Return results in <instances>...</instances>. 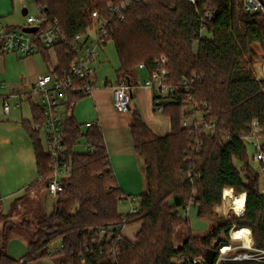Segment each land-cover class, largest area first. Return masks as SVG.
Listing matches in <instances>:
<instances>
[{"label":"trees","instance_id":"1","mask_svg":"<svg viewBox=\"0 0 264 264\" xmlns=\"http://www.w3.org/2000/svg\"><path fill=\"white\" fill-rule=\"evenodd\" d=\"M111 0H35L44 10V26L58 21L68 39L84 33L92 25V13L106 16ZM244 0H199L192 6L185 0H144L126 13L124 21L112 19L108 41L115 44L121 76H130L140 64L152 72L160 56L168 58L170 82L177 87L174 101L165 105L172 131L159 137L148 128L143 115L132 111L130 126L137 154L145 160L148 191L140 196V213L130 220L142 221L143 230L137 243L124 239L110 245L98 242L97 230L115 227L125 215L119 212L124 195L107 155L102 130L91 127L86 133L74 118L64 123L65 145L72 160V172L66 187L50 214L37 218L36 231L25 221L5 220L0 250V264H33L51 258L57 264H195L208 251L230 243L234 226L248 227L256 239V249L264 251V193L259 171L253 167L248 145L241 135L254 120L264 125V83L256 80L254 63L264 57V20L260 15L243 11ZM208 12L212 18L206 19ZM206 30L211 38H204ZM59 60L55 72L70 63L67 46L58 45ZM49 51L48 49H44ZM55 69V68H54ZM203 78L191 91L184 80ZM188 94L201 108L207 105L208 120L218 127L216 133L203 134L204 146L198 156L190 151L187 129L182 127ZM79 97H71L73 105ZM33 104V103H32ZM35 122L42 127L44 118L33 104ZM37 161L40 179L46 185L49 158L39 140L40 133L25 121ZM85 139L90 151L74 149ZM264 150V131L262 134ZM236 162L241 165L237 167ZM231 188L236 195L245 194L243 217L230 222L219 218L214 210L223 203V193ZM22 199L15 200L11 216L20 214ZM189 202L198 208V217L207 229L194 230L188 217L177 213ZM221 216H229L220 207ZM0 219L8 218L1 214ZM188 229L187 239L177 246L178 228ZM23 230L29 236L28 253L21 260L6 254L10 230ZM61 246L55 250L56 244ZM53 249L55 251H53ZM117 250L114 256L112 250ZM183 257V261L175 260Z\"/></svg>","mask_w":264,"mask_h":264},{"label":"built area","instance_id":"2","mask_svg":"<svg viewBox=\"0 0 264 264\" xmlns=\"http://www.w3.org/2000/svg\"><path fill=\"white\" fill-rule=\"evenodd\" d=\"M144 0H111L107 8L106 16L98 11L92 13V25L84 33H79L72 39H68L62 31L58 21L44 26L47 22L44 10L37 6L38 13L31 15L30 11L24 17L26 23L22 27L6 26L0 20V54H14L20 57L34 55L40 48L55 49L58 45L67 46V56L70 63L66 69L59 72L53 71L51 74H45L29 86L28 91H18L10 95L0 96L3 112L6 117H10L12 108H20L25 100L32 98L34 103L40 108L44 118L43 147L49 158V179L47 181V190L52 197H58L64 192L66 181L70 178L72 172V160L68 155V147L65 145L64 123L66 117L63 106L68 104L71 97L82 98L92 96L95 88L96 64L99 61L102 49L107 45L112 19L122 22L126 18V13L131 10L136 3ZM192 6H196L199 0H185ZM243 11L248 15H260L264 20V0H244ZM213 13L208 12L206 19H211ZM24 28H37L36 32L27 33ZM206 30L202 31L205 33ZM58 67V65L56 66ZM55 67L54 70L57 68ZM140 69H145L144 64L139 65ZM255 78L264 83V57L255 65ZM203 78L195 76L191 81L184 80L183 85L186 91H191L196 83L202 82ZM144 86L152 91V100L157 114L164 115L165 105L174 101L177 94V87L170 82V71L168 70V58L160 56L155 61V66L150 73L149 78L143 83ZM113 87V107L117 113L125 114L130 112L133 104L134 86L128 77L122 78ZM16 99L12 105L11 99ZM188 105L184 108L186 114L182 127L187 129L188 138L191 141L190 151L192 155L198 156L204 146L203 134L216 133L218 127L214 121H209L208 116L211 112L205 104L201 108L198 103H194L191 95L188 94ZM97 125H99L97 123ZM96 125V126H97ZM248 131L241 135L242 140L253 149V161L261 166V174L264 176V150L262 134L264 125L254 120L248 124ZM93 126L89 124V127ZM93 152V150H89ZM233 190V189H232ZM234 191V190H233ZM235 193V192H234ZM124 203L130 204L129 214L125 215L122 223L115 227H101L97 231L98 242H109L115 245L126 239L124 229L128 225L131 216L140 213V205L135 198L123 197ZM236 227V226H235ZM252 233V232H251ZM241 242V241H240ZM242 245L236 249L246 250L245 253L237 255L234 258H227V254L232 250V244H222L219 247V258L217 264L235 261L238 264H250L251 259L258 260L255 255L247 253L249 250L256 254H264L263 250L254 247H244ZM228 247L229 250H225ZM112 254L117 255V250H112ZM183 261V257L179 258ZM205 258L195 259V264H206Z\"/></svg>","mask_w":264,"mask_h":264},{"label":"crops","instance_id":"3","mask_svg":"<svg viewBox=\"0 0 264 264\" xmlns=\"http://www.w3.org/2000/svg\"><path fill=\"white\" fill-rule=\"evenodd\" d=\"M14 1L15 0H0V20L7 27L12 26L11 23L7 22V18L18 19L16 15L17 11H16V6L14 5ZM23 10H22V16L24 18L25 16L23 15ZM5 22L8 24H6ZM202 36H205V34L203 33ZM9 55L11 56L9 58L10 60L13 59L20 64L22 63V65L23 63H25L24 64L25 70L21 72V75L18 78V80H16L15 77L11 76V73L7 75L8 69L6 66L9 59L5 58L7 55L0 54V96H6V95H10V93H15L24 90L29 92L30 91L29 86L31 84L35 83L40 76L45 74H51L54 71V68L59 64V60L57 56V48L51 49L49 51L40 48L34 55L28 57H20L14 54H9ZM37 55H39L40 57L39 61L36 60ZM100 63L101 62L99 60L96 64V76H95L96 90L92 95V102H94V107H95V114H94L95 117L93 121L98 123L99 125L97 126L93 125L91 127H99V129L102 130L103 132L105 145H107V155L109 156L112 169L117 178L118 186L121 188L124 197L135 198L137 200L140 196H142V194H145L148 191V186H147V179L145 172V160L144 158L140 157L137 154L135 143H133V139H132V134L130 129V126L133 123L132 111L133 110L139 111V113L143 115V118L148 128L151 129L152 132L159 137H164L169 135V133H171L172 131L171 121L169 117L167 118L165 115L157 114L155 112L154 102L152 100V96H153L152 91L143 85L145 81L141 79L140 72L142 71L147 72V79H148L150 76L149 71H147L146 69H140L138 67V69L134 71V73L130 76H126V75L121 76L117 74L118 76L117 81L116 83H113L112 81H108V79H99L97 73V67L98 65H100ZM124 77H128L131 83L134 86H136V89L134 90V94H133L132 111L125 112V114H120L115 112L113 107L112 86L116 85ZM82 98L77 99L74 103H76L78 100ZM15 101L16 100L14 98L11 99L12 105L15 103ZM32 103L35 104L34 100L30 98L28 100V104L30 105V111H31L29 116L24 117V115L21 113L20 116L16 115L12 117V112H11L10 117H6L4 115L3 107L1 105V100H0V109L2 111V115L6 120H10L9 123L6 122L3 123V121L0 120V123L2 122L3 124H7L10 129H13L15 131L16 138L18 139V142H20L19 143L20 148L23 150L21 156L24 157V160L27 159L30 160L31 158L33 163L35 164V176L37 177V179L33 182H30L27 186L23 187L25 190L24 193H26L25 196H21L16 199V200L22 199L21 203L19 204L20 205L19 211L23 209V206H25L24 203L29 199L31 200V202H29L28 204L33 202V204L35 205L34 213L42 214L45 211L44 204L42 202L43 191L45 190L49 193V190H47V184L42 186L41 185L38 186L35 184L40 179V176L38 175L37 161L35 156V147H33L32 139L29 133H27V131L25 130L23 125L24 122L27 121L31 123L34 129L39 131L40 133L39 140L41 141V145L43 147L42 139L44 132L42 130V127H40L35 122ZM65 117L66 119L68 118L67 116ZM70 117L74 118V120L77 122L76 117H74V115L73 116L71 115ZM93 121H89L87 123L91 124ZM77 124L82 126L78 122ZM88 129L85 131L87 132ZM81 131L84 133L82 129ZM4 140L6 141L5 145H9L11 143L10 138H4ZM83 140L85 141V139ZM5 141H0V145H3ZM77 146L74 149L75 151ZM84 146H85V151H89L91 149L89 145L85 144V142H84ZM28 178L30 181H32L31 173H29ZM225 191H224V197L226 194ZM228 198L229 200L227 201L225 197V201L223 204V207L224 206L227 207L228 212L231 213L234 211L237 214H240L239 210L244 212L243 210L245 206L239 210L238 208L240 206H236V204L239 203V200L236 203H234L231 202L230 200L232 199L231 195H228ZM244 200H245L244 202H246V197ZM0 208L2 209L1 206ZM25 208H27V206ZM179 210L184 211L183 213H185L187 217L190 219L191 227H193L194 230L201 231L207 229V222L204 220H200L198 217L199 213L197 207L188 206L186 210L184 209H179ZM127 229L128 228L125 227L124 235L126 239H130L132 232L131 230H127ZM22 258L24 257H21L19 260H21ZM37 264H53V263L48 260H45Z\"/></svg>","mask_w":264,"mask_h":264},{"label":"rangeland","instance_id":"4","mask_svg":"<svg viewBox=\"0 0 264 264\" xmlns=\"http://www.w3.org/2000/svg\"><path fill=\"white\" fill-rule=\"evenodd\" d=\"M14 5L16 6V11H17V18H7V22L11 23L13 27H22L26 23V19L23 18L22 16V10L24 8L29 9L31 15H36L38 13L37 6L30 2V0H15ZM21 20H20V19ZM6 23V22H5ZM8 24V23H6ZM205 36L203 37H209L211 38L210 34L204 33ZM11 56L7 55L5 58H10ZM36 60L39 61L40 57L39 55L36 56ZM100 60V65L97 67V73L99 79H108V81H112L113 83H116L117 81V71L120 69V61L119 58L117 57V52H116V47L115 44H113L112 41H108L107 45L103 48L101 51V55L99 57ZM261 60V59H260ZM258 60V61H260ZM7 61V60H6ZM24 61V60H23ZM22 61V62H23ZM256 61L254 65L258 62ZM24 64L18 63L13 59H9L7 62V69L8 73H11V76L15 77L16 80L21 75V72L25 70ZM254 67V66H253ZM6 75V76H7ZM141 79L146 81L147 79V72H140ZM12 83V82H11ZM100 85V82H99ZM98 85V86H99ZM107 97V95H106ZM16 100V99H15ZM16 102V101H15ZM71 103L65 104L62 108L65 112L64 116H73L76 117V120L79 124H81V129L86 132L89 128V121H93L94 119V114H95V107H94V102H92V96H85L82 99L78 100L76 103L73 105H70ZM116 112V111H115ZM23 114L24 117L29 116L31 111H30V105L28 104V100H25L23 103L22 108H12V117ZM0 120L3 121V123H9L10 120H6L3 115L2 111L0 109ZM12 120V119H11ZM2 122L0 123V141H5L4 138H10L11 143L9 145H5L6 141L3 145H0V218L1 214L7 216L8 218L5 219H0V250L3 245V234H2V229L4 225V221L10 220L11 223H20L25 221L27 228H29L32 232L36 231V223H37V218L41 216L39 213H34V204L31 202V200H27L23 206V209L20 211L21 213L16 215L14 213L13 217H10L11 214V208L14 203V201L21 197L25 196L26 193L24 188L27 186L30 182H33L37 179L35 176V164L33 163L32 159L30 160H24V157L22 155V149L20 148V145L18 142V139L16 138V133L13 129H10L7 124H3ZM92 125L96 126V122H92ZM84 140H82L77 148L76 151L79 153H83L85 151V146H84ZM248 153L250 154L251 158L253 159V156L255 153H253L252 147H248ZM237 167H241L240 164L236 162ZM31 167V170H30ZM253 167L259 171V176H260V182L262 185V191L264 193V176L261 174V166L258 163H253ZM31 173L32 176V181L29 180L28 175ZM24 179V180H23ZM68 180V179H67ZM19 190V191H18ZM225 197L227 201L229 200L228 195H231L232 199L231 202L236 203L239 200V203L241 204H236V206H240L238 208L241 209L242 207L245 206V194L243 195H236L232 189H228L225 191ZM231 193V194H230ZM224 193H223V203L221 206L217 207L214 212L215 214L219 217L224 219L226 222H231L233 218L237 217H243L244 212L240 211V214L235 213L234 211L229 213V216L223 217L220 215L218 212V209L220 207H223L224 201H225ZM58 198V197H57ZM56 197H52L47 191H43L42 195V202L44 204L45 211L44 213L50 214L54 210L55 202L57 201ZM138 202V205H140L141 201L140 198L136 200ZM242 201V202H241ZM27 206V208H25ZM189 206H194L193 202H189ZM187 208V207H186ZM27 209V210H25ZM131 207L130 204L124 203L123 201L120 202L119 205V212L122 215H127L129 214ZM186 210V209H184ZM180 211V212H179ZM183 210H178V214L180 217L183 219L187 217L185 213H183ZM128 229L131 230L132 235L130 239H127L129 242L132 241L133 243H137L139 239V234L143 230V222L142 221H134L132 222L131 220L129 221L128 225L126 226ZM237 227V226H236ZM235 228V226H234ZM233 230V229H232ZM231 230V232H232ZM188 229L186 227H181L177 229L176 235H175V242L177 246H181L184 242V240L187 239L188 235ZM231 232H230V243L232 244V250L230 253L227 254V258L231 259L234 257H237V255H240L245 253L246 250L243 249H236L237 247H240L242 243L240 240H234L231 237ZM8 236V241L6 244V254L8 257H10L12 260L16 261L19 260L21 257H24L28 253V243L30 241L28 233H26L23 230H10L7 232ZM251 237L253 239V244L254 247L256 248V239L254 238V235L251 233ZM226 243V244H230ZM57 247H54V249L59 250L61 246L56 244ZM53 249V251H55ZM247 253L255 255L258 260H253L251 259L249 261L250 264H264V254H256L255 251L249 250ZM202 257L198 259H202ZM45 260H48L52 262L53 264H57L56 261H54L51 258H47ZM44 260V261H45ZM179 259L177 258L175 262H178ZM41 262V261H40ZM39 262L33 263L37 264ZM222 264H238L237 262L231 260L226 263Z\"/></svg>","mask_w":264,"mask_h":264},{"label":"bare ground","instance_id":"5","mask_svg":"<svg viewBox=\"0 0 264 264\" xmlns=\"http://www.w3.org/2000/svg\"><path fill=\"white\" fill-rule=\"evenodd\" d=\"M231 237L234 240H240L241 242H243L244 247H252L253 245V239L251 237V229L248 227H235L233 228L232 232H231ZM227 249H225L226 251L229 250L228 247H226Z\"/></svg>","mask_w":264,"mask_h":264},{"label":"water","instance_id":"6","mask_svg":"<svg viewBox=\"0 0 264 264\" xmlns=\"http://www.w3.org/2000/svg\"><path fill=\"white\" fill-rule=\"evenodd\" d=\"M27 14H28V9L24 8L23 15L26 16ZM36 29L35 28H24V31L27 33H32V32H36ZM216 253H217V251H213V250L208 251L206 253L208 264H214L215 263L216 256H217Z\"/></svg>","mask_w":264,"mask_h":264}]
</instances>
